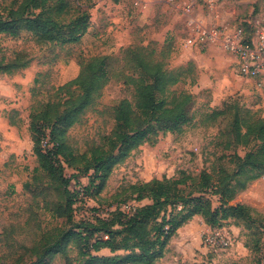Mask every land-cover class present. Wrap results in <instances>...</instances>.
I'll return each mask as SVG.
<instances>
[{"label":"rangeland","instance_id":"1","mask_svg":"<svg viewBox=\"0 0 264 264\" xmlns=\"http://www.w3.org/2000/svg\"><path fill=\"white\" fill-rule=\"evenodd\" d=\"M75 1L70 0L72 4ZM90 2V27L77 43L41 44L24 28L16 35H0V60L8 62L20 55L29 61L27 67L12 73L0 72V264H32L40 259L43 264H87L90 259L81 251L74 226L83 220L106 218L117 208L130 212L149 203L129 200L128 188L133 183L175 177L181 171L202 180L208 174L211 184L205 193L218 207L221 196L213 194L212 185H239L238 181H246L250 175L238 174V157L244 158L257 147L251 137L242 134L251 121L264 119V84L242 77L236 59L219 46L189 44V23L264 24V0ZM190 3L192 10L185 14L183 8ZM143 49L153 51V58L162 61L165 69L181 70L182 81L172 89L193 95L187 121L182 133L159 130L151 141L132 150L114 166L97 192L92 188L99 184L93 170L87 172L85 162L77 158L92 163L93 149L105 146L114 129V107L123 99L134 100L129 77L140 70L133 67L137 61H130L132 51ZM93 58H104L107 81L81 121L66 132L65 143L72 151L66 152L72 164H65L63 171L70 181L66 193L40 168L31 136V115L44 103L65 97L59 87L76 78ZM245 183L230 204L245 205L252 221L235 216L222 220L233 246L225 250L205 247L203 237L196 245L187 232L176 242L177 253H165L156 264H260L264 172ZM89 185L94 190L86 189ZM61 212L66 214L60 217ZM196 217L200 224L203 218ZM186 251L189 254H181ZM95 254L107 258L124 252L105 248Z\"/></svg>","mask_w":264,"mask_h":264},{"label":"trees","instance_id":"2","mask_svg":"<svg viewBox=\"0 0 264 264\" xmlns=\"http://www.w3.org/2000/svg\"><path fill=\"white\" fill-rule=\"evenodd\" d=\"M91 8L90 0L87 3L77 0L74 4L70 0H2L0 35H16L24 28L41 44L77 43L88 33ZM240 25L250 31L249 21ZM153 54L146 49L132 51L130 62L137 61L133 67L140 70L137 76L129 77L135 89L134 100L123 99L114 107V129L107 136L105 146L93 149L92 163L88 165L89 159L77 158L85 162L87 172L93 170V177L99 184L92 188L97 192L102 190L114 166L132 150L151 141L159 130L183 132L193 95L172 89L182 81L181 70L165 69L164 63L153 58ZM28 65L29 61L18 55L12 61L0 60V72L12 73ZM104 70V58H93L82 66L76 78L59 87V91L66 92L65 97L44 103L39 112L31 115V136L40 168L57 180L66 193H69L70 181L63 174L64 165L72 164L66 153H72L65 143L66 132L81 121L83 112L100 96L107 81ZM242 135L251 137L257 147L244 158L238 157L241 161L238 174H250L246 181H253L264 172V119L251 121ZM203 180L181 171L175 177L164 176L131 184L129 200H148L149 203L138 205L130 212L117 208L106 218H97L94 222L83 220L74 226L73 234L81 241V251L90 259L87 264H156L178 229L197 215L212 228H222V220L234 216L252 221L250 209L245 205L230 204L237 190L246 186V181H238L239 185L226 182L212 185L213 194L221 196L220 205L214 207L205 193L211 184L210 175L205 174ZM65 214L61 212L59 216ZM105 248L124 254L99 258L95 253ZM43 263L40 259L32 264Z\"/></svg>","mask_w":264,"mask_h":264},{"label":"built area","instance_id":"3","mask_svg":"<svg viewBox=\"0 0 264 264\" xmlns=\"http://www.w3.org/2000/svg\"><path fill=\"white\" fill-rule=\"evenodd\" d=\"M193 3L183 8L190 13ZM248 31L242 25H203L190 21L191 38L188 43L215 44L231 54L237 61L238 71L242 77L264 84V24L249 22ZM203 244L219 250L233 246V240L223 228H211L203 232ZM263 251V250H262ZM260 264H264V252Z\"/></svg>","mask_w":264,"mask_h":264},{"label":"crops","instance_id":"4","mask_svg":"<svg viewBox=\"0 0 264 264\" xmlns=\"http://www.w3.org/2000/svg\"><path fill=\"white\" fill-rule=\"evenodd\" d=\"M158 178H160V177H158ZM194 218L195 219H192L187 224L183 225L182 227H180L178 229L177 233L170 239L169 244L167 246L166 253L167 252L172 253V254L177 253L176 247L178 245H176V242L182 238L181 236L183 234L190 232L194 236L195 242L197 245L201 242L203 232L212 228L211 226L207 225L203 219H199L201 223L198 224L199 221L196 219L198 217L195 216ZM181 254L186 255V254H189V252L186 251L185 253L182 252ZM182 255H181V257H182Z\"/></svg>","mask_w":264,"mask_h":264}]
</instances>
